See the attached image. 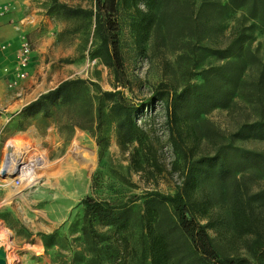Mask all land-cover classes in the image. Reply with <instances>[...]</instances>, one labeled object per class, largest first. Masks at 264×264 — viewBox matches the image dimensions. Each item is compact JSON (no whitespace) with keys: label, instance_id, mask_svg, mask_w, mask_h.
<instances>
[{"label":"rangeland","instance_id":"obj_1","mask_svg":"<svg viewBox=\"0 0 264 264\" xmlns=\"http://www.w3.org/2000/svg\"><path fill=\"white\" fill-rule=\"evenodd\" d=\"M31 1L41 13L44 69L29 79L30 91L42 95L63 81L85 83L66 101L44 103L32 115L14 113L0 129V170L12 146L34 163L20 185L8 184L0 172V249L5 264H151L157 223L173 219L168 206L148 210V194L173 195L184 167L170 147L165 109L151 100V93L159 83L177 94L185 87L201 89L209 68H234L239 79L233 90L219 78L231 92L225 108L213 107L193 118L179 111L176 125L193 159L212 156L230 138L234 146L264 153V140L231 137L241 125L264 119V30L247 18L245 9L215 13L205 23L208 28H200L202 0H190L192 17L179 1L173 16L138 39L131 27L132 10H121L120 51L130 83L129 89H122L96 57L99 41L93 18L73 17L60 7L92 10L94 0ZM30 44L34 50L37 43ZM228 45L232 52L226 59L207 51ZM115 90L124 91L137 105V137L123 145L102 96ZM261 190L264 175L255 168L243 169L222 184L209 178L190 180L188 199L225 255L249 259L248 242L255 233L264 238V203L249 200ZM84 198L108 203L115 212L128 210L126 223L106 225L90 216L92 239L87 242L80 205Z\"/></svg>","mask_w":264,"mask_h":264},{"label":"trees","instance_id":"obj_2","mask_svg":"<svg viewBox=\"0 0 264 264\" xmlns=\"http://www.w3.org/2000/svg\"><path fill=\"white\" fill-rule=\"evenodd\" d=\"M179 1L184 2L186 15L192 17L190 0H94L92 10L70 9L65 5L60 7L73 17L82 15L93 18L94 36L99 41L96 57L111 69L114 81L119 87L129 89L130 83L123 69L120 51L121 10H132L134 20L131 27L137 38L141 39L151 28L161 25L163 19H169L176 13ZM198 7L200 10L196 11L203 15L199 27L205 30L208 28L205 23H208L212 15L225 14L235 9H245L247 18L255 21L259 28L264 30V0H226L224 4L219 0H202ZM231 49L232 46L228 45L225 49L207 51L219 59H226L231 55ZM223 70L224 73L226 71L225 75ZM219 78L233 90L237 85L239 73L234 68H227V65L211 67L203 74L204 84L201 89L185 87L177 94L170 92L167 84L159 83L151 93V100L160 103L165 109L170 147L184 165L182 182L176 186L173 195L157 192L148 194V210L168 206L173 219L161 218L157 223L150 245L151 264H264V238L256 233L248 242L249 259L227 256L221 252L208 234L207 227L197 218L194 204L187 195V186L194 177L195 181L209 178L222 184L246 168H255L264 175V153L234 146L231 138L228 143L220 144L212 156L196 159L192 158L189 148L183 143L182 134L176 125L179 111L193 118L207 109L225 108L228 105L231 92L219 84ZM84 83L82 80L63 81L53 90L40 95L21 113L32 115L40 111L45 106L44 103H52L58 99L66 101L70 99L74 88ZM102 96L108 102L110 114L114 118L119 144L131 143L137 137V127L133 122L137 105L126 98L122 90L104 92ZM231 137L264 140V119L241 125ZM249 200L264 203V190L253 194ZM80 205L84 207L85 224L88 227L82 228L87 242L92 239L88 230L91 228L90 216L104 221L106 225L119 227L126 223L128 217V210L115 212L108 203L96 202L90 198L81 200ZM250 218L249 215V222H246L252 228L253 222Z\"/></svg>","mask_w":264,"mask_h":264},{"label":"crops","instance_id":"obj_3","mask_svg":"<svg viewBox=\"0 0 264 264\" xmlns=\"http://www.w3.org/2000/svg\"><path fill=\"white\" fill-rule=\"evenodd\" d=\"M39 11L31 0H0V69L8 71L6 75L0 71V129L8 125L14 113L22 112L41 95L40 92L30 91L29 84L33 73L44 69L40 62ZM22 37L37 44L26 70V79L16 80V57ZM14 80L16 85L8 88L7 84Z\"/></svg>","mask_w":264,"mask_h":264},{"label":"bare ground","instance_id":"obj_4","mask_svg":"<svg viewBox=\"0 0 264 264\" xmlns=\"http://www.w3.org/2000/svg\"><path fill=\"white\" fill-rule=\"evenodd\" d=\"M23 153L16 151L13 146L7 151L0 172L7 178L8 184L17 182L16 184L20 185L28 176L29 168L34 166V163L32 164V161L27 159ZM43 163L45 164V161Z\"/></svg>","mask_w":264,"mask_h":264},{"label":"built area","instance_id":"obj_5","mask_svg":"<svg viewBox=\"0 0 264 264\" xmlns=\"http://www.w3.org/2000/svg\"><path fill=\"white\" fill-rule=\"evenodd\" d=\"M32 53L33 50L30 42L25 37H22L20 40V46L16 57V80L25 79L26 70L31 62ZM0 71H3L5 75L8 73L7 69L4 68L0 69ZM16 80L9 82L7 84V87L13 88V86L16 85Z\"/></svg>","mask_w":264,"mask_h":264},{"label":"water","instance_id":"obj_6","mask_svg":"<svg viewBox=\"0 0 264 264\" xmlns=\"http://www.w3.org/2000/svg\"><path fill=\"white\" fill-rule=\"evenodd\" d=\"M4 257H5V254L2 251V249H0V264H5Z\"/></svg>","mask_w":264,"mask_h":264}]
</instances>
